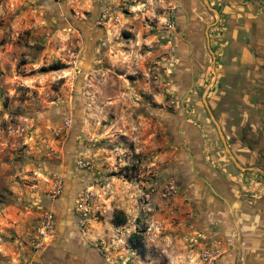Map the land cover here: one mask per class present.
Returning a JSON list of instances; mask_svg holds the SVG:
<instances>
[{"label": "rangeland", "instance_id": "374dc122", "mask_svg": "<svg viewBox=\"0 0 264 264\" xmlns=\"http://www.w3.org/2000/svg\"><path fill=\"white\" fill-rule=\"evenodd\" d=\"M262 172L264 0H0V264H264Z\"/></svg>", "mask_w": 264, "mask_h": 264}, {"label": "trees", "instance_id": "16d2710c", "mask_svg": "<svg viewBox=\"0 0 264 264\" xmlns=\"http://www.w3.org/2000/svg\"><path fill=\"white\" fill-rule=\"evenodd\" d=\"M112 222L115 226H119L126 222V218L122 213L118 212L114 214ZM134 238L135 236H132V238L130 239V242H132V246L136 248L139 252H144L142 246H140V243L138 241L135 243Z\"/></svg>", "mask_w": 264, "mask_h": 264}, {"label": "crops", "instance_id": "0c3cea01", "mask_svg": "<svg viewBox=\"0 0 264 264\" xmlns=\"http://www.w3.org/2000/svg\"><path fill=\"white\" fill-rule=\"evenodd\" d=\"M59 254H64V253L60 252ZM67 254L68 253H65V255ZM86 261H87L86 256L81 254L79 257H72L71 259H69L67 264H87Z\"/></svg>", "mask_w": 264, "mask_h": 264}, {"label": "water", "instance_id": "95a60500", "mask_svg": "<svg viewBox=\"0 0 264 264\" xmlns=\"http://www.w3.org/2000/svg\"><path fill=\"white\" fill-rule=\"evenodd\" d=\"M212 54H213V53H212ZM214 59H215V56H214V54H213V61H214ZM212 70H213V68H212ZM213 72H214V71H213ZM217 128H218V130H219V132H220V127H217ZM221 139H222V141H223V143H224V145H225V149H226V151L228 152L229 156L231 157V159H232V161L235 163V165L238 166L240 169H245V168L241 167L240 165H238V163L236 162L235 157L232 155L230 149H229L228 146L226 145V142H225L224 136L221 135ZM262 173H263V175H264V172H262Z\"/></svg>", "mask_w": 264, "mask_h": 264}, {"label": "built area", "instance_id": "2783aa9c", "mask_svg": "<svg viewBox=\"0 0 264 264\" xmlns=\"http://www.w3.org/2000/svg\"><path fill=\"white\" fill-rule=\"evenodd\" d=\"M40 235H45L46 233H43V230H42V233H39Z\"/></svg>", "mask_w": 264, "mask_h": 264}]
</instances>
